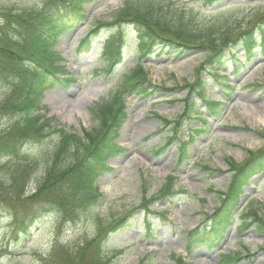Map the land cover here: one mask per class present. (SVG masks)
I'll use <instances>...</instances> for the list:
<instances>
[{
  "label": "rangeland",
  "instance_id": "1",
  "mask_svg": "<svg viewBox=\"0 0 264 264\" xmlns=\"http://www.w3.org/2000/svg\"><path fill=\"white\" fill-rule=\"evenodd\" d=\"M181 1H175L173 7H182L190 13L196 27L213 24L216 38L224 30L246 27L264 10V0H223L203 6L192 0ZM122 2H85L82 4L85 20L58 36L54 48L63 56L66 72L74 81L68 85L62 81L44 91L41 103L45 107L41 112L49 118V123L74 133L95 127L93 105L114 93L123 75L135 65L138 55L132 33L122 49L121 61L108 72H98L104 65L100 48L101 37L107 30L102 31L86 54L74 53L77 40L97 21L112 20ZM43 3L44 0H0V25L4 12L38 9ZM189 6L199 10H191ZM236 33L234 31L233 35ZM255 37L259 46L249 58L240 42L225 49V64L219 71L200 68L205 58L202 49L165 53L155 47L139 58L149 79L150 93L134 91L123 95L127 118L117 141L124 149L107 158L108 168L95 177V186L102 193L95 209L98 215L92 212L88 216L78 207L73 219H61L48 204H22L30 215L25 221L28 230L20 232L10 217V212L14 213L16 208L9 203L8 208L0 204V264H47L53 249L58 248L55 245L65 246L66 252H71L74 246L95 235L97 219L104 225L125 214L129 215L130 222L123 230L112 234L103 248L109 264H176V258L186 254L188 231L197 229L205 238L215 235L206 215L213 212L218 205L219 192L228 185L230 172L226 161L240 162L247 149L258 150L264 144L259 134L264 131V49L259 44L258 34ZM233 57H238L234 65L230 63ZM216 71L226 73L224 81L232 86L227 96L221 93V89H227L225 86L214 87L218 78ZM198 73L206 80L209 92L206 97L223 101V111L217 119H212L199 98L195 94L191 96V101L199 108L197 115L209 119V130L195 135L187 144L188 156L177 163L179 142L187 141L192 135L191 129L202 124L195 119L186 124L182 118L178 124H181L179 140L172 133L173 121L184 109L181 100L187 93L186 84ZM7 92L6 73H0V99ZM18 117L19 113H0V134ZM163 119L170 124H165ZM168 136L172 137L170 141H167ZM56 143V133L41 140L26 138L15 156L0 157V178L7 183L14 167L27 168V182L20 196H29L50 165ZM204 165L215 171L209 172ZM168 174L177 177L174 194L149 198ZM143 186L147 187L148 199L141 202ZM249 207L257 209L264 219V168L245 186L220 238L212 247L197 242L184 264H217L220 253L243 255L233 264H264V234L253 227L239 226L240 213Z\"/></svg>",
  "mask_w": 264,
  "mask_h": 264
},
{
  "label": "trees",
  "instance_id": "2",
  "mask_svg": "<svg viewBox=\"0 0 264 264\" xmlns=\"http://www.w3.org/2000/svg\"><path fill=\"white\" fill-rule=\"evenodd\" d=\"M88 1L96 0H44L38 9L6 11L3 14L4 18L0 25V73H6L9 91L0 100V112H20L21 118L12 122L0 135V156H15L18 147L26 138L41 140L55 133L57 135L50 165L36 184L33 193L23 198L20 196L27 182V168L18 165L14 167L7 183L0 178V204L8 208L9 203L16 208L14 213L10 212L9 215L20 231L27 230L25 221L30 215L26 213L22 204L25 206L33 203L48 204L61 219H73L77 215L78 207L88 216L92 212L95 216L98 215L95 209L100 194L94 191V177L104 168L105 159L120 150L116 139L126 118L122 94L137 90L144 94L150 93L146 73L137 62L123 76L118 90L109 98L93 105L92 115L98 124L91 130H85L82 134L67 131L49 123V118L40 112L36 104L37 94L40 96L44 90L56 83L63 81L66 85L73 80L70 75H61L65 65L62 64V56L53 49V46L61 33L85 19L81 5ZM194 1L198 6H203L214 5L223 0ZM173 4L174 2L169 0H123L122 7L116 11L112 20L97 21L79 39L76 53H87L104 30L107 32L101 37L100 48L104 71L120 61L129 33L136 39L139 57L155 47L165 52L174 50L179 53L189 49H202L205 51V59L200 68L204 70L221 68L224 65V50L238 42L249 55L254 49L257 34L260 36L261 46L264 47V10L246 27L224 30L219 34L220 37L216 38L213 24L196 27L193 16L182 7H173ZM189 8L199 10L193 6ZM234 31H237L235 35ZM218 84L230 88L224 80H220ZM186 87L187 94L182 100L184 110L180 118L194 116L195 105L190 100L194 93L200 100H204L214 119L220 116L223 104L205 98L206 82L201 76L196 75ZM222 92L226 94L224 90ZM193 118L202 122V126L195 129L194 133H207L208 119L197 115ZM164 122L167 124L168 120L165 119ZM174 124H177V127L174 126L173 131L177 133L178 122L175 121ZM259 134L264 140V131ZM181 146L179 162L187 157L185 144L181 143ZM227 164L231 173L229 184L225 191L219 193V205L213 214L207 217L213 224V230L219 233L217 238L227 226L231 210L238 204L243 187L252 176L263 170L264 144L258 150H247L242 162L228 159ZM203 167L209 172L215 171L206 165ZM175 182L176 178L173 175L168 176L152 197L161 198L173 194ZM146 190V187H143L141 202L148 199ZM17 210L22 212L18 213ZM128 217L125 214L112 219L105 226L97 219V233L93 238L74 246L71 252H66L65 246L54 248L47 264H108L101 256L102 244L110 233L120 230L127 224ZM240 227H253L257 232L264 234V220L258 215L257 209H249L243 213ZM196 231L187 234L188 251L195 243L210 242L214 236L199 238ZM211 245L213 242L209 244ZM238 259L239 256L236 255L222 254L218 264H233Z\"/></svg>",
  "mask_w": 264,
  "mask_h": 264
}]
</instances>
